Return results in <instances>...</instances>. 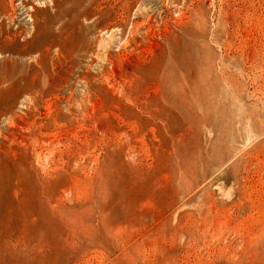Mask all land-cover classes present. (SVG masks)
<instances>
[{
	"label": "rangeland",
	"instance_id": "obj_1",
	"mask_svg": "<svg viewBox=\"0 0 264 264\" xmlns=\"http://www.w3.org/2000/svg\"><path fill=\"white\" fill-rule=\"evenodd\" d=\"M0 264H264V0H0Z\"/></svg>",
	"mask_w": 264,
	"mask_h": 264
},
{
	"label": "bare ground",
	"instance_id": "obj_2",
	"mask_svg": "<svg viewBox=\"0 0 264 264\" xmlns=\"http://www.w3.org/2000/svg\"><path fill=\"white\" fill-rule=\"evenodd\" d=\"M192 49H193V48H192ZM193 52H194V51H192V53H193ZM186 56H188V55H186ZM191 56H192V55H191ZM189 59H190V58H189ZM193 59H194V58H193ZM193 59H192V60H193ZM195 60H196V59H195ZM195 64H196V63H195ZM193 65H194V62H193ZM197 66H198V65H197ZM196 71H197V70H196ZM192 81H193V80H192Z\"/></svg>",
	"mask_w": 264,
	"mask_h": 264
}]
</instances>
